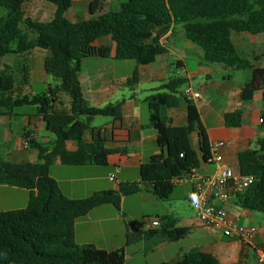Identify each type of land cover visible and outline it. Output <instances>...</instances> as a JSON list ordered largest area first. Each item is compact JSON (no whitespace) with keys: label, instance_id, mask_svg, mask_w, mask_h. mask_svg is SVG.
Listing matches in <instances>:
<instances>
[{"label":"trees","instance_id":"16d2710c","mask_svg":"<svg viewBox=\"0 0 264 264\" xmlns=\"http://www.w3.org/2000/svg\"><path fill=\"white\" fill-rule=\"evenodd\" d=\"M45 1L56 6L50 22L27 18L25 0H0V8L6 13L0 17V58L24 55L36 48L47 50L46 73L58 82L33 97L16 96L13 74L5 71L0 75V116L34 106L47 131L55 136L49 145L29 140L31 148L39 151L37 162L5 160L0 148V185L30 192L26 208L0 211V264H125L124 248L108 252L94 245H78L75 222L98 207L112 205L120 209L124 198L144 188H150L160 201H171L178 186L174 179L199 169L201 160L208 163L210 149L201 159L193 148L191 136L200 114L195 103L181 91L188 79L171 77L145 100L161 153L141 166V181L123 183L117 190L95 192L84 199L68 198L50 176L51 167L57 161L69 166H107L109 156L116 151L107 148L102 128L93 127L92 123L97 117L120 120L123 116V101L100 108L90 105L84 97L80 82L83 61L91 57L109 58L111 48L95 46L100 39L109 37L115 45L116 59L135 61L140 66L153 64L168 52L161 40L169 32L175 34L176 27L181 26L185 40L199 48L206 61L231 71L250 70L251 77L240 92V100L248 102L261 93L264 108V67L240 56L233 40L234 35L242 33L264 34V0H256L253 7L241 12L232 9L229 0H128L118 11L97 16L96 2L91 9L95 16L78 23L66 16L72 0ZM139 82L135 71L127 85L135 87ZM60 94L70 98L69 108H57V104H62ZM182 99L187 102V124L171 126L168 112L179 107ZM242 117L241 109L227 112L226 127H241ZM69 142L76 143V150L68 148ZM238 165L241 175L256 177L244 193L236 196L238 205L250 212L264 213V137L256 141L254 148L238 154ZM160 219L162 225L158 229L128 231L126 245L144 240L154 244L178 242L187 236L189 230L178 227L174 216ZM174 264L220 263L212 254L193 250Z\"/></svg>","mask_w":264,"mask_h":264},{"label":"crops","instance_id":"0c3cea01","mask_svg":"<svg viewBox=\"0 0 264 264\" xmlns=\"http://www.w3.org/2000/svg\"><path fill=\"white\" fill-rule=\"evenodd\" d=\"M127 1L72 0V7L66 16L73 23L83 22L95 16L91 9L96 2L98 3L97 16L116 12ZM24 12L27 18L35 22H50L55 16L56 6L45 0H25ZM5 14V11L0 8V17ZM29 36L31 39L33 38L32 35ZM233 40L240 56L258 67H264V34L254 36L242 33L234 35ZM161 42L167 47V54L159 56L153 64L147 66H140L135 61H133L136 63L135 65H125L131 61L116 59L115 45L109 37L102 38L95 43L97 47L112 49L109 58L91 57L83 61L80 82L84 97L87 100L90 99L88 101L92 106L100 108L123 101V116L120 120L105 117L108 118L105 124L98 126V128H102L106 137L107 148L116 151L109 156L107 166L99 169L94 165L69 166L57 161L51 167L50 176L58 182L68 198L84 199L95 192L117 190L118 186L123 183L141 181V166L149 162L153 156L161 153L156 132L150 124L149 109L145 100L159 89L156 86L157 83L162 85L171 77L187 78L189 81L187 86L194 88L201 96L193 100L199 111L200 121L191 136V144L201 159L215 142L229 143L228 146L222 148L221 152L225 162L239 173L238 154L241 151L254 148L256 141L264 137L262 121L264 108L261 93H257L251 101L242 102L240 100V92L251 77L250 70L231 71L222 65L206 61L202 51L185 40L181 26L176 27L175 34L169 32ZM48 55L47 50L36 48L24 55H9L0 58V75L5 71L13 74L18 90L16 96L33 97L38 85L48 82L50 75L46 73L44 67ZM125 66H130V69ZM118 68L125 69L123 74H118L116 71ZM135 71L141 75L140 77H143V79L140 78V81L145 80L149 85L148 92L153 91L154 93L142 96L139 91L140 82L135 87L127 85L128 79ZM198 79L203 84L195 88L194 83ZM120 95L121 98H119ZM59 101L62 104H57L58 109L70 107V98L66 94H60ZM27 107L30 106L17 108L9 114L0 116L2 156L5 160L14 163L37 162L39 160L37 149L31 148L30 143L28 147H25L30 139L33 138L41 145H49L52 142L47 136L50 132L47 131L42 117L37 114L36 108L31 106L35 110L28 112L24 110ZM237 109L243 111L242 126L238 128L226 127L225 114ZM19 110L21 111L19 112ZM168 118L171 126L180 127L187 124V102L185 99L181 100L179 107L169 110ZM44 133H46L45 136H43ZM90 139L91 136L88 133L86 140ZM68 148L76 150V143L69 142ZM199 170L206 175L217 172L215 165L202 160ZM111 177H114L115 180L112 181ZM178 186L190 188L189 191L187 188H183L181 195L189 201L193 192L192 186L189 184ZM138 195L139 199L137 197L136 199H131L134 197L124 198L120 209L106 205L98 207L87 216L78 219L75 222L76 243L78 245H94L108 252L124 248L126 261L127 257H132L135 252L151 257L153 252H162L168 249L173 242L159 241L152 250L145 240L132 246L126 245L127 232L145 229L146 219L164 216L176 218L174 214H171L172 208L165 207L163 215L147 216L149 213L147 205L157 203L158 199L150 188H144ZM29 199L30 192L26 189L0 185V211L24 209L27 207ZM139 202L142 218L136 222L134 214H132V207ZM224 207L230 218L235 220L238 225L257 228L254 242L248 246L252 247L257 264V250H264V217H259V212H250L241 208L236 196H232L229 202L224 204ZM257 221L259 222L257 223ZM185 223L181 225L178 221V227L189 230L187 236L178 242L189 240L188 244L158 264H174L193 250L214 255L220 264L248 263L242 260L240 255L237 257L234 252L232 253V246L235 243L239 242L244 245L245 243L225 237L221 229L207 228L200 222L197 224L188 219Z\"/></svg>","mask_w":264,"mask_h":264},{"label":"built area","instance_id":"2783aa9c","mask_svg":"<svg viewBox=\"0 0 264 264\" xmlns=\"http://www.w3.org/2000/svg\"><path fill=\"white\" fill-rule=\"evenodd\" d=\"M182 93L186 99L192 101L201 97L191 86H186ZM228 145L229 143L222 141L215 142L210 149L208 163L216 166V173L206 175L199 169H193L189 176L176 178L174 183L192 186L193 192L189 201L197 207V218L204 227L221 229L225 237L251 246L256 237L257 228L238 225L230 218L224 204L228 203L232 196L244 193L255 182L256 177L241 175L225 162L221 150ZM28 146L29 144L26 143L25 147ZM111 180L114 181L115 178L111 177ZM161 225L160 218H148L145 222V230H155ZM257 264H264V250L262 249L257 250Z\"/></svg>","mask_w":264,"mask_h":264},{"label":"rangeland","instance_id":"374dc122","mask_svg":"<svg viewBox=\"0 0 264 264\" xmlns=\"http://www.w3.org/2000/svg\"><path fill=\"white\" fill-rule=\"evenodd\" d=\"M229 4L230 7L232 9H237L238 11H247L249 10L251 7H253L256 4V0H229ZM235 10L237 13L238 11ZM136 63L131 61V62H127L125 65H135ZM125 67H129L130 66H125ZM125 69L124 68H118L116 69V71L118 72V74H123V71ZM139 74V73H138ZM141 75L139 74V78ZM48 82L47 83H43L42 85H38L35 95H38L40 93L45 92L46 89H48L50 86L55 87L57 85V82L54 80V78L52 76H49L48 78ZM141 84H139V91L140 94L143 96L145 94H152L154 93L153 91L148 92V84L145 80H141L140 81ZM202 81L200 79L196 80L194 83V87H199L200 85H202ZM156 86L160 87L161 85L159 83L156 84ZM187 86V85H186ZM185 86V87H186ZM185 87H183L181 90H183ZM125 89H128L125 87ZM122 96L120 95L119 98H121ZM89 98V97H88ZM90 100V99H88ZM92 105V104H90ZM147 107V105H146ZM25 111L28 112H32L34 111V107H27L24 109ZM21 110H19L20 112ZM108 120V118L105 117H97L95 118V120L93 121L92 125L95 127L98 126H102L103 124H105V122ZM46 133L43 134V136H45ZM48 137H50L51 141L55 140V136L52 133H48L47 134ZM51 143V142H50ZM49 143V144H50ZM29 144V142H28ZM7 156V155H6ZM99 169H102L104 167H98ZM183 188H187V190L189 191L190 188H188L187 186H176L175 188V192L174 195L172 197V200L169 202H163L158 200L157 203H152L150 205H147V209L148 212L147 216L149 217H157V214L163 215L165 212L164 211V207L165 208H172V213L174 214L175 217L178 219V221L181 223V225L186 224L185 222L188 220H193L194 223L199 224V220H197V207L191 203H189V201L185 198V197H181L182 195V189ZM130 197H134L131 199H136V197L139 199V195H132ZM132 214H134V218L136 222H139V220L142 218L141 215V210H140V202L133 205L132 207ZM259 217H264V213H259L258 214ZM259 221H257L258 223ZM262 222V221H261ZM256 223V224H257ZM189 241V240H188ZM188 241H181V242H173L171 244V246H169L168 249H165L163 251L165 252H153L154 254L151 257H146L143 256L142 254H139L138 252H135V254H132V257H127V261L125 262L126 264H158L160 262H162L163 260H167L168 256H170L172 253H174L176 250L180 249L181 247H183L184 245L188 244ZM149 243L148 245H150V250H152L153 248H155L154 243L152 242H147ZM234 252V254H236V256L238 257L240 255V258L244 261H247V264H256V260H255V253L252 249V247H248L247 244H241V243H235L234 246H232V253ZM150 253V252H148Z\"/></svg>","mask_w":264,"mask_h":264},{"label":"water","instance_id":"95a60500","mask_svg":"<svg viewBox=\"0 0 264 264\" xmlns=\"http://www.w3.org/2000/svg\"><path fill=\"white\" fill-rule=\"evenodd\" d=\"M43 164H45V160L43 161Z\"/></svg>","mask_w":264,"mask_h":264}]
</instances>
